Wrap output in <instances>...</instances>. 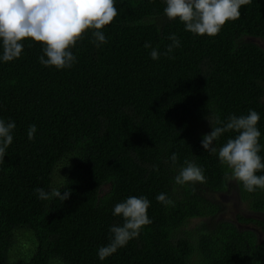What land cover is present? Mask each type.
I'll return each instance as SVG.
<instances>
[{"label":"trees","instance_id":"trees-1","mask_svg":"<svg viewBox=\"0 0 264 264\" xmlns=\"http://www.w3.org/2000/svg\"><path fill=\"white\" fill-rule=\"evenodd\" d=\"M115 7L117 16L100 30L107 43L96 47L87 30L70 49L77 57L71 68L40 64L43 45L30 38L21 41L19 58L0 59V119L16 125L0 163V264H264V240L215 220L223 211L218 195L233 189L251 212L263 213L264 190L247 192L201 144L212 130L209 115L226 122L254 110L264 146V49L248 40H264V0L241 6L240 18L213 37L169 20L165 0H115ZM172 34L180 47L166 56ZM153 48L159 59L151 58ZM235 135L224 133L215 147ZM258 154L264 157V147ZM185 159L204 168L206 183H175ZM38 187L71 194L63 202L41 200ZM161 193L173 204L158 202ZM130 196L150 201L152 222L101 260L109 229L123 223L114 206ZM197 218L210 220L189 227ZM21 229L35 247L12 259Z\"/></svg>","mask_w":264,"mask_h":264},{"label":"clouds","instance_id":"clouds-1","mask_svg":"<svg viewBox=\"0 0 264 264\" xmlns=\"http://www.w3.org/2000/svg\"><path fill=\"white\" fill-rule=\"evenodd\" d=\"M250 3L251 0H165L163 11L169 20L179 18L185 31L213 37L227 21L239 19L241 6ZM117 14L115 0H0V43L3 46L0 59L8 62L19 58L23 51L21 41L30 38L43 45V55L38 58L40 64L54 66L58 70L71 68L77 62V57L70 49L90 29L94 30L91 43L96 47L106 44L107 38L100 30L110 24ZM168 39L172 43L163 53L166 56L174 48L180 47L175 34ZM144 47L152 46L146 42ZM160 55L156 48L150 52L153 60L159 59ZM207 119L212 130L203 136V149L217 154L220 163L231 170L230 178L240 182L247 192L264 190V175H257V172L264 171V157L258 154L264 147L258 142L261 136L257 128L259 114L249 110L247 115H230L226 122L218 114L209 115ZM15 127L14 122L0 119V163L4 161L6 149L13 141ZM229 131L235 132V137L229 138L217 149L214 142ZM35 132L36 126L30 125L27 132L29 140L34 139ZM170 160L173 165L176 164V153L171 155ZM153 170H157L155 165ZM174 179L179 185L207 182L204 168L187 159ZM34 192L41 200L58 198L61 202L71 194L70 190L61 195L57 189L45 192L39 187ZM156 200L164 205L173 204L166 193L157 195ZM149 207L150 201L144 196H130L114 206L113 215L121 216L123 223L109 229L112 234L110 242L98 249L101 260L137 238L141 228L152 222L147 216Z\"/></svg>","mask_w":264,"mask_h":264},{"label":"rangeland","instance_id":"rangeland-1","mask_svg":"<svg viewBox=\"0 0 264 264\" xmlns=\"http://www.w3.org/2000/svg\"><path fill=\"white\" fill-rule=\"evenodd\" d=\"M251 42H254L256 45L264 49V40L260 38H250L248 39ZM63 169H61V164L56 166L55 171L53 172V183L58 184L62 179ZM219 202L222 203V212L219 213L215 220H226L230 221L233 224L237 225L241 230H251L257 236L259 240H264V226L257 223L262 221L264 223V212L263 213H253L251 212L247 205L243 203L235 190H231L226 194H220L217 196ZM251 218L252 222L249 223H240L239 218ZM210 218H197L193 219L189 227L198 224L199 221L208 222ZM35 247V238L32 233L25 230H17L13 235V246L11 248V258L16 259L18 257H23L29 255ZM18 256V257H17Z\"/></svg>","mask_w":264,"mask_h":264},{"label":"flooded vegetation","instance_id":"flooded-vegetation-1","mask_svg":"<svg viewBox=\"0 0 264 264\" xmlns=\"http://www.w3.org/2000/svg\"><path fill=\"white\" fill-rule=\"evenodd\" d=\"M257 223H262V221H258L257 220ZM237 226V225H236ZM263 226H264V223H263ZM238 227V226H237ZM239 228V227H238ZM257 238H258V236H257ZM259 240V239H258ZM261 241V240H260Z\"/></svg>","mask_w":264,"mask_h":264}]
</instances>
